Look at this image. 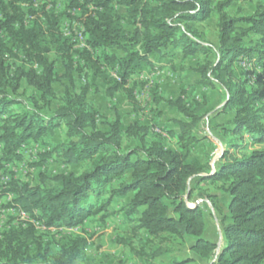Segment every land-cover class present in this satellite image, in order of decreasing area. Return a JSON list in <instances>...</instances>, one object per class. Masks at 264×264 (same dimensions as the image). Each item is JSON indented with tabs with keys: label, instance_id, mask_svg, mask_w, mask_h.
<instances>
[{
	"label": "trees",
	"instance_id": "1",
	"mask_svg": "<svg viewBox=\"0 0 264 264\" xmlns=\"http://www.w3.org/2000/svg\"><path fill=\"white\" fill-rule=\"evenodd\" d=\"M235 1L68 0L66 16L72 17L71 12L79 9L89 46L79 49L74 59L73 42L62 36L61 15L55 10L34 8V0H0V55L8 50L37 66L40 74L30 69L21 70L20 76H26L41 91L45 106L54 98L55 81L65 77L73 82L75 72L89 70L84 72L85 82L75 97L66 96L65 104L56 105L49 116L34 109L15 111L18 101L0 86V166L20 159L23 148L33 144L43 148L38 153L42 160L55 154L67 165H89L80 174H53V184L48 189L13 182L8 190L15 193L17 205L30 214L36 210V218L47 227H88L100 212H104L100 221L111 215L109 207L130 194L123 210L138 229L164 242H184L192 237L190 249L208 259L215 255L217 244L203 237L206 223L202 208L187 204L197 188L190 187V180L220 183L219 194L228 196L223 207L216 204L220 199L217 194L205 195L217 206L224 237L214 264H262L264 4L251 15H232L227 9ZM213 14L217 18L215 47L198 39L190 25ZM28 15H33V19L25 22ZM171 49L179 50L185 57L201 58L197 67L199 82L205 87L221 85L227 92L226 106L234 111L233 127L227 132L240 142L228 141L221 156L223 161L212 172L210 159L187 161V154L198 140L193 130L200 116L197 109L184 103L182 95L171 102L187 118L175 120L178 146H166L157 138L149 140L146 137L149 128L131 124L127 134L138 138V145L129 151L121 148L119 115L116 114L110 130H101L96 127L97 110L86 101L90 90L98 91L94 81L99 78L110 99L123 90L134 103L135 79L151 69L150 56H166ZM50 52L62 58V74L55 73V59L48 56ZM210 55H215V59ZM240 61L251 65L244 77L236 73ZM33 102L39 109L37 101ZM62 123L67 142H48ZM244 135L250 139L249 143H242ZM249 147L241 156L230 151L231 148L246 151ZM122 176L128 179L113 187V182ZM31 244L36 246L35 256L30 254ZM87 245L84 237L68 239L61 251L51 257L49 247H42L33 228L22 232L9 230L0 238V264H76ZM165 252L157 246L150 253L139 250L137 254L144 258V264H150Z\"/></svg>",
	"mask_w": 264,
	"mask_h": 264
},
{
	"label": "rangeland",
	"instance_id": "2",
	"mask_svg": "<svg viewBox=\"0 0 264 264\" xmlns=\"http://www.w3.org/2000/svg\"><path fill=\"white\" fill-rule=\"evenodd\" d=\"M33 4L34 8L43 7L45 10H55L57 14L61 15L60 29L68 18L66 16L69 10L68 0H34ZM263 4L264 0H236L227 11L232 15H251ZM22 6L26 7V4L22 3ZM80 18L76 17L77 23L83 22ZM216 21L217 18L213 14L205 21H194L190 25L197 32L198 39L215 47L218 44ZM252 37L256 38L255 36ZM71 38L72 42L75 41L73 36ZM77 44L78 42H73L72 57L74 59L78 57L79 48ZM8 49H10V46H8ZM48 56L55 59V73L57 75L62 74L64 72L62 58L56 56L54 52L48 53ZM210 58L214 60L215 55H210ZM150 59L152 61L151 69L146 70L135 79L137 84L133 93L135 94L134 103L128 99L123 90H119L110 99L105 93V88L102 87L103 81L99 78L94 81L95 85L99 86L98 91L90 90L86 94V101L90 102L99 114L96 127L101 130H110L117 114L121 120V148L123 151H129L138 145V138L127 134V129L131 124L149 128L146 135L149 140L157 138L166 146L176 148L178 142L175 135L179 133V129L175 120L187 121V118L181 115L171 102L182 95L184 103L190 108L197 109V115L200 116V121L193 130L198 140L193 149L187 154V161L210 159L212 172V165L215 169L223 161L221 156L228 145V141L235 139V136L227 132L228 129L233 127L234 117V111L226 106L227 92L218 83L205 87L199 82L200 74L197 67L201 58L197 56L185 57L179 50L171 49L166 56L160 57L154 54L150 56ZM30 69L36 70L37 74L41 73L35 65L27 63L22 55L10 54L8 50L2 51L0 55V86H3L5 93L18 101V104L14 107L15 111L23 112L34 109L46 116L53 113L56 105L65 104L66 96L75 97L76 92L80 91L82 84L85 82L86 75L84 72L89 71L84 69L81 74L75 72L73 82L65 77L55 81L52 84L54 98L48 106H45L41 98V91L34 84H31L26 76H20L21 70L28 71ZM235 69L238 76L244 77L245 72L251 69V65L246 61H240ZM130 83L132 82L130 81ZM181 91H185V94H181ZM34 100L37 101L39 109L35 107ZM234 141L240 142L238 139ZM48 142L55 144L67 142L63 123L55 130L54 136ZM249 142L250 139L244 135L242 143ZM35 146V144L31 145L29 149H34ZM41 149L43 148H36L37 153ZM250 149L249 147L248 150L244 151L231 148L230 151L233 155L241 156L242 153L248 152ZM19 161L24 162L25 168L32 169L33 172L29 177L22 176L19 173V177L17 176L19 180H13L12 183L19 181L27 183L31 187L42 186L45 189L53 184L51 179L53 174L68 172L80 174L89 167L88 163L64 164L55 154L47 156L45 160H42L39 155L37 157L36 153L25 156L22 154ZM42 177H45V180ZM127 179L128 176L117 178L113 182V187ZM197 183L198 178L190 180V187L197 188L193 190L191 199L187 203H197L202 208L206 227H209L208 229L205 227L206 231H204L203 237L217 244L215 255L208 259L197 256L190 249L193 241L192 237H187L184 242L179 240L164 242L160 238H150L138 229L136 222L130 221L123 210L130 199V194L123 197L117 205L109 207L111 215H106L105 219L100 221L99 218L104 213L100 212L96 216L95 222L90 223L88 227H50L47 230L40 229L34 232L42 247H49L51 257L61 251L62 245L68 239L73 240L84 237L88 245L80 252L75 261L76 264H144V258L137 254L139 250L150 253L157 246L163 248L166 252L153 258L150 264H178L177 262H181L179 264H214L216 254L224 243V237L217 206L205 195L217 194L220 199L216 204L219 207L225 205L228 196L219 194L220 183L212 184L208 181ZM11 184L2 193L0 210L17 204L14 201L15 193L8 190L12 186ZM8 195L12 196L11 202L7 200ZM13 221V215L0 214V223L6 222V225H11ZM22 231L25 230H19V232ZM30 254L32 256L37 254L35 244L30 245Z\"/></svg>",
	"mask_w": 264,
	"mask_h": 264
},
{
	"label": "built area",
	"instance_id": "3",
	"mask_svg": "<svg viewBox=\"0 0 264 264\" xmlns=\"http://www.w3.org/2000/svg\"><path fill=\"white\" fill-rule=\"evenodd\" d=\"M71 14H72V17H68L64 21V23L61 25L62 36L68 37L71 40H72L71 36H73V39L75 40L73 42L74 43L78 42L77 45L79 49H89V46L86 43L85 36H84L83 24L77 23L75 20L76 17L80 18L79 9H74L71 12ZM32 19H33V15H28L25 22L30 21ZM80 19L83 21V18H80ZM35 145H36L35 146L36 148H39L37 144ZM29 148H31V145L24 147L22 150V154L25 156V155H31L33 153H36L38 157L36 148L34 149H29ZM1 151H2V145L0 144V154H1ZM39 152H43V149H41ZM212 168L214 170L213 165H212ZM32 172L33 170L25 168L24 162L21 163L19 159L6 163L3 166H0V194L3 193V191L6 190L10 186L13 180H19L18 178L19 173L22 174V176L29 177ZM7 200L11 202L12 196L8 195ZM187 204L193 207L195 203H192V204L187 203ZM0 212H1L0 214H5V213L11 214L14 217V221L11 223V225H6V222L0 223V238L2 237L4 232L9 231V230L19 231L20 229L25 230L31 227L33 228L34 231H38L40 229L47 230L50 228V227H47L43 221L36 218V214H37L36 210H33L32 214H30V213H27L24 209H22L17 204H14L9 208H2Z\"/></svg>",
	"mask_w": 264,
	"mask_h": 264
},
{
	"label": "crops",
	"instance_id": "4",
	"mask_svg": "<svg viewBox=\"0 0 264 264\" xmlns=\"http://www.w3.org/2000/svg\"><path fill=\"white\" fill-rule=\"evenodd\" d=\"M208 228H209V227L207 226L206 229H208ZM206 229H205V231H206ZM205 235H206V234H205ZM222 246H223V244L221 245V248H222Z\"/></svg>",
	"mask_w": 264,
	"mask_h": 264
},
{
	"label": "water",
	"instance_id": "5",
	"mask_svg": "<svg viewBox=\"0 0 264 264\" xmlns=\"http://www.w3.org/2000/svg\"><path fill=\"white\" fill-rule=\"evenodd\" d=\"M197 205V203H195V205L194 206H196Z\"/></svg>",
	"mask_w": 264,
	"mask_h": 264
}]
</instances>
